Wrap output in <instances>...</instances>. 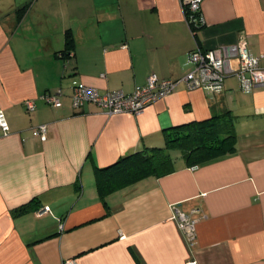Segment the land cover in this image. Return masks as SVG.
Segmentation results:
<instances>
[{
    "label": "crops",
    "instance_id": "0c3cea01",
    "mask_svg": "<svg viewBox=\"0 0 264 264\" xmlns=\"http://www.w3.org/2000/svg\"><path fill=\"white\" fill-rule=\"evenodd\" d=\"M186 2L0 0V109L10 129L0 130V264H264V87L244 93L234 76L218 91L181 82L137 115L69 101L80 84L131 94L151 74L180 80L196 48L240 36L252 56L264 54V0H202L196 30ZM67 31L69 62L55 57ZM57 91L60 108L41 98ZM223 112L234 117L232 152L190 167L168 150L173 172L100 200L95 168L164 148L169 129ZM40 125L45 141L31 136ZM33 199L36 210L12 215ZM173 206L197 221L190 247Z\"/></svg>",
    "mask_w": 264,
    "mask_h": 264
},
{
    "label": "built area",
    "instance_id": "2783aa9c",
    "mask_svg": "<svg viewBox=\"0 0 264 264\" xmlns=\"http://www.w3.org/2000/svg\"><path fill=\"white\" fill-rule=\"evenodd\" d=\"M202 0H187L185 8L189 23L202 22L200 6ZM193 65L183 78L177 81L159 80L155 74L149 75L146 84L138 87L133 93L125 94L122 91H113L100 94L95 88L77 85L71 94L72 107L82 108L86 104H92L108 115L127 113L137 115L154 102L165 98L172 93L177 84L183 82L189 91L206 88L218 91L223 81L234 76L239 89L244 93H250L256 88L264 87V54L252 56L244 36H240L236 43L220 46L215 49L202 51L196 48L190 56ZM236 65V66H235ZM60 91L57 93H45L41 98L47 105L60 108ZM27 113H32L35 106L32 101L23 104ZM0 130L4 136L10 133L9 125L3 111L0 109ZM47 134L46 125H40L31 130V136L45 141ZM49 212L48 207L37 211L38 216ZM172 218L177 228L190 247L195 241L196 220L188 214L172 207ZM62 264H76L74 260H65ZM187 264H195L190 261Z\"/></svg>",
    "mask_w": 264,
    "mask_h": 264
},
{
    "label": "trees",
    "instance_id": "16d2710c",
    "mask_svg": "<svg viewBox=\"0 0 264 264\" xmlns=\"http://www.w3.org/2000/svg\"><path fill=\"white\" fill-rule=\"evenodd\" d=\"M191 25L196 30L202 22ZM64 38V48L56 52L55 57L69 62L73 60L74 40L69 31L65 33ZM168 132L164 148L143 149L121 157L107 168H95L94 177L100 200L103 201L109 193L135 184L148 176L163 177L173 172L177 158L172 157L168 150H178L185 163L191 167L235 149L234 117L229 112L176 126ZM34 201L35 199L17 207L12 211V215L20 216L36 210Z\"/></svg>",
    "mask_w": 264,
    "mask_h": 264
},
{
    "label": "rangeland",
    "instance_id": "374dc122",
    "mask_svg": "<svg viewBox=\"0 0 264 264\" xmlns=\"http://www.w3.org/2000/svg\"><path fill=\"white\" fill-rule=\"evenodd\" d=\"M70 99H71V97L69 98V101H70V103L72 104V102H71V100H70ZM94 184H96V182H94Z\"/></svg>",
    "mask_w": 264,
    "mask_h": 264
}]
</instances>
